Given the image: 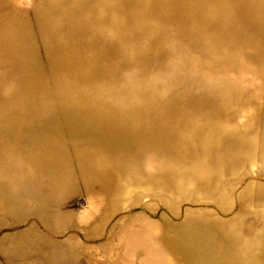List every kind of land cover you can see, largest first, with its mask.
I'll list each match as a JSON object with an SVG mask.
<instances>
[{
  "label": "rangeland",
  "instance_id": "obj_1",
  "mask_svg": "<svg viewBox=\"0 0 264 264\" xmlns=\"http://www.w3.org/2000/svg\"><path fill=\"white\" fill-rule=\"evenodd\" d=\"M0 264H264V0H0Z\"/></svg>",
  "mask_w": 264,
  "mask_h": 264
},
{
  "label": "bare ground",
  "instance_id": "obj_2",
  "mask_svg": "<svg viewBox=\"0 0 264 264\" xmlns=\"http://www.w3.org/2000/svg\"><path fill=\"white\" fill-rule=\"evenodd\" d=\"M137 177V176H136Z\"/></svg>",
  "mask_w": 264,
  "mask_h": 264
}]
</instances>
